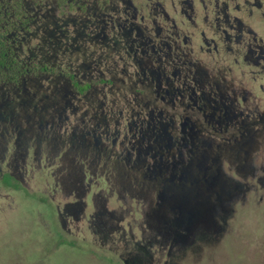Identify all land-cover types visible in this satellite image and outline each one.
<instances>
[{"label": "flooded vegetation", "instance_id": "obj_1", "mask_svg": "<svg viewBox=\"0 0 264 264\" xmlns=\"http://www.w3.org/2000/svg\"><path fill=\"white\" fill-rule=\"evenodd\" d=\"M34 1L0 0V188L32 192L39 135L10 107L28 101L20 92L35 86L26 75L39 72L45 80L59 70L65 90L98 91L92 102L114 125L103 134L74 133L80 140L64 146L63 188L80 194L68 206H95L91 230L104 237L120 230L111 223L134 219L135 202L159 234L171 218L179 229L227 218L242 187L243 208L251 194L264 204V0H63L59 11L78 16L57 23L52 15L54 24L83 27L80 35L103 53L82 80L65 57L69 43L61 59L54 55L60 46L39 42L45 14ZM115 194L121 206L111 210Z\"/></svg>", "mask_w": 264, "mask_h": 264}, {"label": "rangeland", "instance_id": "obj_2", "mask_svg": "<svg viewBox=\"0 0 264 264\" xmlns=\"http://www.w3.org/2000/svg\"><path fill=\"white\" fill-rule=\"evenodd\" d=\"M62 1L33 2L35 6L43 5L45 14L38 24L41 28L38 34L40 39L54 42V47H61L54 53L61 59L69 43L72 54L65 51V57L72 58L71 71L77 80H82L95 68L103 53L97 44L89 43L80 35L83 27H66V31L58 27L61 19L74 20L78 16L72 9L59 11ZM12 3H18V0H12ZM36 29L30 27V34L37 33ZM34 40L31 39L35 43ZM39 42L42 44V39ZM46 63L48 66L54 64L53 61ZM101 69L105 70V66ZM58 72L56 70L45 80L39 78V72L26 75L25 83L35 87L30 88L27 95L20 92V97L28 100L22 106L10 107L16 114L28 117L29 125L35 126L39 135V156L38 160L32 159L31 154L34 167L29 170L33 169L34 174L29 176L32 178L29 184L32 192L0 188V264H264V204L258 206V197L251 194L243 208V187L238 198L229 204L227 218L206 217L204 222L186 226L188 229L177 228L176 219L171 218L163 224L167 226L165 231L163 229L164 234H159L149 230L151 221L135 202L134 219L129 216L121 223H111L120 230L114 229L107 237L97 228L91 230L90 214L95 211V206L89 201L85 212L80 203H76L75 208L68 206L70 202H80V194H69L63 188L64 146L69 140H80L74 133L78 137L82 132L93 130L103 134L109 127L113 130L114 125L109 126L103 120L102 109L92 102L99 98L98 91L92 89L85 96L78 95L73 87L65 90V75ZM36 92L40 93L35 101L33 93ZM106 92L111 105L115 96L109 87ZM121 104L117 102L118 106ZM50 142H54L52 149L48 145ZM75 176L79 178V174ZM236 178L243 186V178L238 175ZM99 180L108 190L105 181ZM168 201L169 207L177 205L176 199ZM120 206L115 194L108 207L117 210ZM68 210L76 212L71 215ZM129 224L134 228L130 229Z\"/></svg>", "mask_w": 264, "mask_h": 264}, {"label": "trees", "instance_id": "obj_3", "mask_svg": "<svg viewBox=\"0 0 264 264\" xmlns=\"http://www.w3.org/2000/svg\"><path fill=\"white\" fill-rule=\"evenodd\" d=\"M7 180L9 181V180H10V178H9V177H7Z\"/></svg>", "mask_w": 264, "mask_h": 264}]
</instances>
